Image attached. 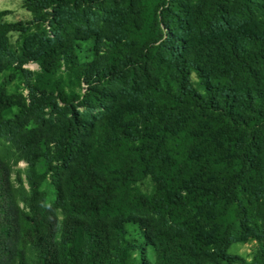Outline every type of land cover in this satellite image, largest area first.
I'll use <instances>...</instances> for the list:
<instances>
[{
  "label": "trees",
  "instance_id": "trees-1",
  "mask_svg": "<svg viewBox=\"0 0 264 264\" xmlns=\"http://www.w3.org/2000/svg\"><path fill=\"white\" fill-rule=\"evenodd\" d=\"M21 2L32 19L0 10V51L46 20L54 38L29 94L0 84V119L36 145L19 195L0 152V264H264V0ZM93 37L80 59L76 41ZM28 95L63 110L45 150ZM233 242L254 243L251 259Z\"/></svg>",
  "mask_w": 264,
  "mask_h": 264
},
{
  "label": "rangeland",
  "instance_id": "rangeland-1",
  "mask_svg": "<svg viewBox=\"0 0 264 264\" xmlns=\"http://www.w3.org/2000/svg\"><path fill=\"white\" fill-rule=\"evenodd\" d=\"M8 10L9 12L3 16V21H30L32 14L22 6L21 0H0V10ZM47 34H41L39 29L33 26L29 35L25 39L21 38L18 32H11L8 35L7 46L0 51V56L7 62L5 68L0 70V84L4 85L9 92H23L29 94L28 83L33 82V73L37 69V63L34 59L38 50H40L47 40L54 38L53 30L48 20L43 21ZM30 26V25H29ZM43 36V39L40 36ZM76 51L82 60H91L94 57V48L97 44V38L79 39L76 41ZM80 90V88H79ZM82 90V89H81ZM29 102L31 103V121L30 127L34 123H41L43 127L50 130L49 135L43 139L40 144L43 150L51 147L53 144L52 137L55 129H61L63 123V110L61 104H58L56 109L45 106L42 99L33 100L30 95ZM77 109L91 116L97 113V110L90 111L83 107ZM19 108L12 107L4 112V118L13 117ZM23 131L16 128L10 129L3 120L0 119V152L10 162L13 172L20 171L24 179L21 186L14 178V183L18 189V195L22 189L28 190L27 177L30 173V159L34 152V143L29 141L22 134ZM52 134V135H51ZM47 162L44 157L40 158L37 163V170L43 172L46 169ZM154 183L150 178H146L137 184L133 185L127 191V199L132 207L136 204L140 196L152 190ZM42 189L45 192L47 202L52 203L56 200L57 191L49 178L42 183ZM23 205V202H21ZM254 243L252 242H233L228 252L238 254L250 260V253Z\"/></svg>",
  "mask_w": 264,
  "mask_h": 264
}]
</instances>
